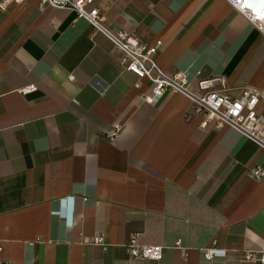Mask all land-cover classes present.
<instances>
[{
    "label": "crops",
    "instance_id": "crops-1",
    "mask_svg": "<svg viewBox=\"0 0 264 264\" xmlns=\"http://www.w3.org/2000/svg\"><path fill=\"white\" fill-rule=\"evenodd\" d=\"M93 6L107 28L161 43L160 65L187 72L193 93L217 78L264 89V36L227 0ZM122 58L72 10L27 0L0 13V264H263L264 178L248 173L264 149L204 127L185 94L146 102L153 84ZM132 237L163 258L131 259Z\"/></svg>",
    "mask_w": 264,
    "mask_h": 264
},
{
    "label": "built area",
    "instance_id": "built-area-1",
    "mask_svg": "<svg viewBox=\"0 0 264 264\" xmlns=\"http://www.w3.org/2000/svg\"><path fill=\"white\" fill-rule=\"evenodd\" d=\"M27 0H0V13L12 4H20ZM232 8L244 16L247 21L264 36V0H227ZM94 0H39L41 9L47 7L68 9L76 13L77 18L86 20L94 33H103L122 53L121 67L134 73L140 80H148L153 84L152 92L145 96L148 103L158 102L166 93L185 94L193 103V113L203 117L202 125L212 123L217 129L230 127L247 137L264 149V89L251 85L230 88L224 78H217L199 83L204 93H193L189 85L188 73L180 71L167 73L159 63L161 43L151 45L141 41L136 35L124 31H115L105 26L104 13L93 6ZM219 85V88H212ZM211 88V89H210ZM34 85L24 89L23 93L34 91ZM115 127L110 135L111 140L120 131ZM254 180L264 178V168L254 167L249 173ZM94 243L106 248L108 246L103 234H96ZM174 248L184 253L187 248L177 241ZM131 259L159 261L164 256L162 245H142L137 237H132L126 244ZM206 262H213L218 256L215 249L202 252ZM246 259H254L248 253ZM264 264V254L260 258Z\"/></svg>",
    "mask_w": 264,
    "mask_h": 264
}]
</instances>
